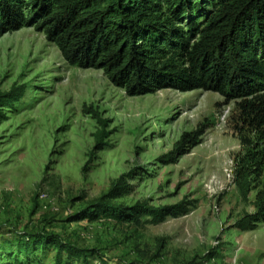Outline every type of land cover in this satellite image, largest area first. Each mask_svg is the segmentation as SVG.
Returning a JSON list of instances; mask_svg holds the SVG:
<instances>
[{"label": "rangeland", "instance_id": "374dc122", "mask_svg": "<svg viewBox=\"0 0 264 264\" xmlns=\"http://www.w3.org/2000/svg\"><path fill=\"white\" fill-rule=\"evenodd\" d=\"M19 89L18 100L0 106L6 233L45 230L98 250L111 264H264V223L239 228L257 212L264 170L253 175L244 197L236 171L261 140L236 102L202 90L130 97L103 71L70 66L33 25L0 36V93ZM91 108L109 121L102 144L97 136L104 128L87 113ZM186 133L200 134L201 143L165 164L162 157ZM122 177L131 189L115 204H184L188 212L158 223L145 218L139 227L74 218ZM1 253L15 263L9 244ZM55 255L40 248L32 263L55 264Z\"/></svg>", "mask_w": 264, "mask_h": 264}, {"label": "trees", "instance_id": "16d2710c", "mask_svg": "<svg viewBox=\"0 0 264 264\" xmlns=\"http://www.w3.org/2000/svg\"><path fill=\"white\" fill-rule=\"evenodd\" d=\"M26 25L44 32L70 66L103 71L130 97L202 90L236 102L243 122L261 140L246 151L236 171L237 185L247 197L251 178L264 170V0H0V36ZM21 92L0 93V106L12 105ZM87 113L104 128L97 136L102 144L109 121L93 108ZM200 137L184 134L163 162L175 164L201 143ZM130 189L124 177L116 180L74 218L139 227L145 218L158 223L188 212L184 204L155 208L114 203ZM255 206L257 212L241 220L240 229L264 223V187ZM7 244L15 249V263L1 253L0 264H33L40 248L56 251L55 264H111L98 250L45 230L11 235L0 227V249Z\"/></svg>", "mask_w": 264, "mask_h": 264}]
</instances>
